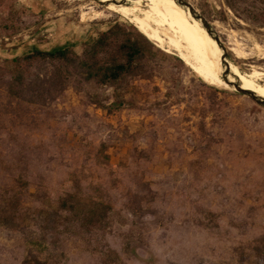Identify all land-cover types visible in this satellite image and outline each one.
<instances>
[{"label":"rangeland","instance_id":"obj_1","mask_svg":"<svg viewBox=\"0 0 264 264\" xmlns=\"http://www.w3.org/2000/svg\"><path fill=\"white\" fill-rule=\"evenodd\" d=\"M184 1L212 24L230 62L244 75L256 66L264 86V0ZM88 2L104 8L0 0V187L40 210L33 223L0 226V264H104L95 244L54 228L56 202L75 177L81 200L112 205L110 227L93 242L123 264H264V107L250 97L205 83L157 44L166 56L150 61V79L131 81L123 108H113L112 88L80 69L46 103L10 97L11 59L66 46L82 56L114 23L138 28L111 11L82 22ZM54 72L34 66L31 88Z\"/></svg>","mask_w":264,"mask_h":264},{"label":"trees","instance_id":"obj_2","mask_svg":"<svg viewBox=\"0 0 264 264\" xmlns=\"http://www.w3.org/2000/svg\"><path fill=\"white\" fill-rule=\"evenodd\" d=\"M163 56H166L165 53L138 28L114 23L107 31L100 33L93 43L85 45L82 56L66 46L47 52L34 51L11 59L6 63L12 75L8 93L16 99L26 96L34 104L46 103L52 98L51 88L68 84L74 70L80 69L86 79L114 90L116 103L113 108L119 109L130 104L126 96L130 94L131 81L150 79L153 71L148 64L153 58ZM42 64L50 65L55 72L48 79L37 78L31 88L34 81L32 69ZM72 182V190L64 193L56 202L54 228L78 233L90 244H95L94 248L102 255L104 264H123L116 252L111 249L102 251L100 243L93 242L97 231L110 227L112 205L94 198L81 200L82 188L78 178H73ZM39 212L25 206L14 188L0 187V226L17 228L33 223ZM256 250L261 252L259 247Z\"/></svg>","mask_w":264,"mask_h":264},{"label":"bare ground","instance_id":"obj_3","mask_svg":"<svg viewBox=\"0 0 264 264\" xmlns=\"http://www.w3.org/2000/svg\"><path fill=\"white\" fill-rule=\"evenodd\" d=\"M99 1L107 3L109 0ZM80 10L82 22L103 19L110 14L108 11L131 17L143 35L165 51L176 52L179 57L191 64L193 72L205 83L233 90L223 79L220 66L222 53L213 37L200 23L180 10L169 7L163 0H138L131 2L130 5L112 4L104 8L88 2L80 6ZM255 49L263 50L258 44ZM230 50L237 58L246 59L244 56L246 53L244 54L238 48L231 47ZM261 59H264V55ZM257 69L253 66L251 72L244 75L235 64L230 63L232 75L229 79L233 81V77H236L242 88L264 99V86L256 81L259 79Z\"/></svg>","mask_w":264,"mask_h":264},{"label":"water","instance_id":"obj_4","mask_svg":"<svg viewBox=\"0 0 264 264\" xmlns=\"http://www.w3.org/2000/svg\"><path fill=\"white\" fill-rule=\"evenodd\" d=\"M96 2H98L100 5H102L103 7H107L109 5L115 4V5H130L131 2L133 1H138V0H109L107 3H102L99 0H95ZM179 7L185 9V10H189L192 17L194 19H196L198 22L201 23V25L203 26V28L213 37V39L216 41L222 55H221V60H220V66L222 68V76L224 81H226V83L233 88L234 90L238 91L239 93L246 95L248 97H250L252 100H254L256 103H258L259 105L264 107V99L260 98L258 95H256L254 92L250 91V90H246L244 88H242L241 83L237 80L236 77H233V81H230L229 76H231V72H230V58H229V53H228V49L226 48V46L222 43L220 37L218 36V33L216 32V30L214 29V27L212 26V24L210 22H208L204 17H202L195 9L194 7L184 1V0H174ZM157 46V45H156Z\"/></svg>","mask_w":264,"mask_h":264}]
</instances>
